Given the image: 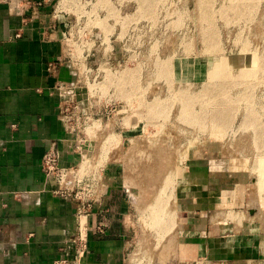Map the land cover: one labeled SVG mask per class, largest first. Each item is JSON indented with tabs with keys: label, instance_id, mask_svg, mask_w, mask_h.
<instances>
[{
	"label": "rangeland",
	"instance_id": "1",
	"mask_svg": "<svg viewBox=\"0 0 264 264\" xmlns=\"http://www.w3.org/2000/svg\"><path fill=\"white\" fill-rule=\"evenodd\" d=\"M57 1L75 30L95 37L88 47L102 43L106 52L80 70V101L64 102L84 169L116 159L117 121L144 144L136 152L132 264H163L185 170L242 195L244 217L264 231V193L254 182L264 159V0Z\"/></svg>",
	"mask_w": 264,
	"mask_h": 264
},
{
	"label": "crops",
	"instance_id": "2",
	"mask_svg": "<svg viewBox=\"0 0 264 264\" xmlns=\"http://www.w3.org/2000/svg\"><path fill=\"white\" fill-rule=\"evenodd\" d=\"M58 4L0 0V264H132L140 231L136 152L144 149L136 143L138 130L115 122L123 144L115 160H101L99 202L88 213L56 195L43 170L53 143L65 168L84 155L80 135L63 122L57 93L78 83L83 67L81 51L70 50L64 38L72 23ZM187 173L180 177L163 264H264V231L253 215L244 217V197L225 195L212 177ZM76 239L84 245L82 258Z\"/></svg>",
	"mask_w": 264,
	"mask_h": 264
},
{
	"label": "built area",
	"instance_id": "3",
	"mask_svg": "<svg viewBox=\"0 0 264 264\" xmlns=\"http://www.w3.org/2000/svg\"><path fill=\"white\" fill-rule=\"evenodd\" d=\"M68 20L71 21L70 17ZM89 37L93 38V40L95 38L88 35L85 29L82 27H79L77 30H75L74 25H71V27L64 34V38L68 42V47L70 50L75 48L81 51L80 54L83 60V67L81 69L87 68V71H90L93 68L92 63L90 62L93 56H95L97 53L98 55L106 53L105 50H103L102 43L100 42V48H98V50H91V48L88 47V43L91 42V40L88 39ZM77 90L78 85L75 84L63 85L57 90V93L62 101L61 115L67 128L68 122L67 118L64 116L66 111V109H64V102L65 100L74 102L75 97H77L78 101H80V98L77 96ZM69 133L77 134L75 132ZM61 158V150L58 144L53 143L43 159V170L46 178L47 180L56 184V188L53 191L56 195L77 201L80 204L81 213H88L89 210H91L93 206L99 202L97 187L100 184L101 165L98 163V170L96 171H92L91 166H89L88 169H84L85 160H82L78 166L65 168L61 165ZM82 171L83 174L81 173ZM74 242L81 245V248L77 253V258H82L85 255V250L83 248L84 245L82 244L81 239H76ZM74 259H76V257H74ZM74 262L75 260L73 261L65 259L61 260L58 264H75Z\"/></svg>",
	"mask_w": 264,
	"mask_h": 264
},
{
	"label": "bare ground",
	"instance_id": "4",
	"mask_svg": "<svg viewBox=\"0 0 264 264\" xmlns=\"http://www.w3.org/2000/svg\"><path fill=\"white\" fill-rule=\"evenodd\" d=\"M230 64V60H228V61H225L224 62V65L225 66H228ZM219 71H215L213 74H212V78L213 79H215V78H218L219 77ZM96 169V168H95ZM97 170V169H96ZM101 170H103V169H101ZM257 170H258V172H259V174H258V179L257 180H255L254 182H256L257 184H258V186H259V189H260V192H263L264 193V159L262 160V162H260L259 163V165H258V167H257ZM171 179H172V177H171ZM147 184V183H146ZM147 185H149V182H148V184ZM157 203V202H156ZM156 205V204H155ZM154 205V206H155ZM154 206H152V208H154ZM157 206V205H156ZM160 208V207H159ZM161 211V210H160ZM162 212V211H161ZM184 226V225H183Z\"/></svg>",
	"mask_w": 264,
	"mask_h": 264
}]
</instances>
